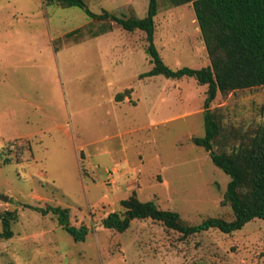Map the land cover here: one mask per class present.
Masks as SVG:
<instances>
[{
    "label": "rangeland",
    "instance_id": "374dc122",
    "mask_svg": "<svg viewBox=\"0 0 264 264\" xmlns=\"http://www.w3.org/2000/svg\"><path fill=\"white\" fill-rule=\"evenodd\" d=\"M84 2L95 15L143 19L149 9V0ZM109 23L81 8L0 0V196L8 197L0 216L16 215L13 238L0 240V264H264L260 219L230 235L190 237L150 219L125 233L102 226L133 194L191 226L235 218L224 204L230 177L193 143L205 137L208 86L141 79L153 68L145 32L113 23L114 31L92 36ZM155 25L172 70L212 66L193 4L158 0ZM211 108L218 153L238 152L264 131V87L219 93ZM48 207L69 209L72 226L90 229L86 241L33 210Z\"/></svg>",
    "mask_w": 264,
    "mask_h": 264
},
{
    "label": "trees",
    "instance_id": "16d2710c",
    "mask_svg": "<svg viewBox=\"0 0 264 264\" xmlns=\"http://www.w3.org/2000/svg\"><path fill=\"white\" fill-rule=\"evenodd\" d=\"M46 6L60 5L64 8H81L93 20L110 21L93 37H99L113 30L117 23L128 32H145L148 42L147 52L151 57L152 70L140 78L164 76L167 79L181 80L195 78L202 86H208L204 102L205 137L194 138L193 143L203 148L214 163L231 181L227 187L224 204L230 205L234 220L209 218L199 225H188L177 212L161 210L154 202H142L133 194L121 201L122 213H114L103 220L106 229L125 233L133 221L153 220L167 229L176 231L184 237H190L211 230L224 234H233L243 230L256 219L264 220V131H261L248 145L233 154L218 153L214 150L216 139L220 135V122L212 110V103L219 93L264 87V0H168L174 7L193 4L200 30L211 58L212 66L195 70L182 68L172 70L162 59L156 44L155 18L158 15V0H149V9L145 18L118 17L109 12L95 15L84 0H43ZM81 33V29L67 36ZM131 95L132 89L126 90ZM126 93L117 95L116 101H124ZM125 95V96H124ZM43 216L53 214L59 225L66 230L77 243L85 242L91 232L87 226H72L70 211L61 207L46 209L33 208ZM3 232L0 240H10L14 233L11 221L16 220L14 213L0 216Z\"/></svg>",
    "mask_w": 264,
    "mask_h": 264
},
{
    "label": "water",
    "instance_id": "95a60500",
    "mask_svg": "<svg viewBox=\"0 0 264 264\" xmlns=\"http://www.w3.org/2000/svg\"><path fill=\"white\" fill-rule=\"evenodd\" d=\"M0 199L3 200V201H8V197L7 196H0Z\"/></svg>",
    "mask_w": 264,
    "mask_h": 264
},
{
    "label": "crops",
    "instance_id": "0c3cea01",
    "mask_svg": "<svg viewBox=\"0 0 264 264\" xmlns=\"http://www.w3.org/2000/svg\"><path fill=\"white\" fill-rule=\"evenodd\" d=\"M115 30V28L113 27V31Z\"/></svg>",
    "mask_w": 264,
    "mask_h": 264
}]
</instances>
